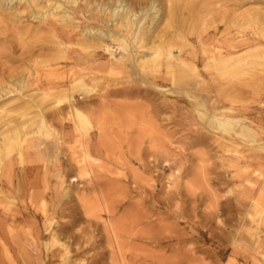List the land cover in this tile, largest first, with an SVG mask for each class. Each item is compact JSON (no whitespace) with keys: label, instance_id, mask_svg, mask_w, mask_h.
Here are the masks:
<instances>
[{"label":"rangeland","instance_id":"obj_1","mask_svg":"<svg viewBox=\"0 0 264 264\" xmlns=\"http://www.w3.org/2000/svg\"><path fill=\"white\" fill-rule=\"evenodd\" d=\"M80 1L79 6L84 7L85 4ZM91 1L99 6H113L115 3V0ZM123 1L136 15L155 2L159 11L156 13L159 19L153 24V33L158 35L156 44L165 47L168 43L174 53L179 50L193 53L198 59L197 69L202 76L199 79L202 86L193 93L207 95L209 102L218 99L217 107L233 106L236 112L250 106L252 97L264 93V0ZM26 6L24 1L16 3L5 16L0 15V106L8 103L11 110L10 113H0L4 118V122L0 119V131L3 129L1 132L7 133L23 117V120L31 119L29 116L37 118L24 134L22 132L19 138L15 137L9 155L1 156L0 174L10 160L24 151L28 138L61 140L63 124H69L74 128L75 140L72 146L60 150L61 153L69 154L73 165L80 170L88 168L96 161L85 155L82 144L91 132L92 137L102 145L107 163L115 168L110 176L121 179L122 184L111 186L107 194H96L95 191L91 194L84 183H90L93 174L81 170L78 177L83 181L81 189L84 192L82 195L75 193V196L80 207L92 209L80 211V225L42 227V231L46 230L44 241L34 239L30 227L20 226L15 231V237L4 236L3 247L7 249L4 262L233 264L225 262L219 243L213 240L229 229L226 218L230 216L235 223L230 228L232 240L246 236L252 238L256 242L253 264H264V175L252 174L246 159L238 161L237 156H243L246 147L217 138L193 110L181 115L182 109L192 106L186 97L176 103L174 96L137 83L134 76L137 72L139 74V69L136 67V71L132 72L130 59L125 64L112 65L111 56L104 52L105 59L96 61L95 57L92 61L88 60L79 46L81 41L77 34L86 28H106L105 21L102 22L99 17L92 20L90 13L78 14L70 5H64L73 19V22H67L66 29L74 35L68 46L79 53L71 54L68 48L57 44L56 33L51 30L59 22L53 17L44 24L32 20L29 15L32 7ZM108 44L117 47L115 43ZM250 49L251 52L246 54ZM117 51L115 54L118 57ZM219 55H224L226 60L240 55L245 60L236 77L232 78L227 69L216 74L213 65L204 67L208 58ZM224 66L228 68L230 62ZM161 70L159 74L164 75V66ZM19 75L26 84L22 93L3 96V88L20 79ZM78 77L96 86L92 94L76 96L80 98L77 102L87 123L77 124L66 103L55 108L51 103L53 100L47 99L40 108L35 106L37 98L33 96L40 83L56 81L67 85ZM157 81L162 87L172 86L170 81ZM128 89H132L133 94L115 92ZM40 118L45 120L51 133L49 138L31 134ZM197 136L202 141H198ZM3 144L0 138V146ZM218 156L225 158L223 160ZM220 164H224V168ZM246 187L249 194L244 196L243 188ZM257 187L262 188L258 195ZM0 198H3L0 208L10 214V205L6 204L1 194ZM112 200L116 202V209H101L105 204L110 205ZM119 200L120 203L117 202ZM101 214H107L109 220L105 222ZM50 232L59 242H49L52 238ZM40 247L44 254L37 252Z\"/></svg>","mask_w":264,"mask_h":264},{"label":"bare ground","instance_id":"obj_2","mask_svg":"<svg viewBox=\"0 0 264 264\" xmlns=\"http://www.w3.org/2000/svg\"><path fill=\"white\" fill-rule=\"evenodd\" d=\"M22 1H24V3L27 4L26 8L32 7L31 11H29V15L32 17V20H38L39 23L44 24L46 22V20H48L50 17H53L57 20V22H59V25L54 26L51 30L53 31V33H56V38L58 39L57 44L59 46H64L65 48H68V50L71 51V54H74V53L79 54V53L73 51L72 48L69 49V46H68L70 41L74 38V35L72 34V32H70L69 30L66 29L68 26L67 22H73V19L70 17L71 15L68 14V10L66 9V7L64 5H70L71 9H75V11H77L76 13H78V14H83L84 12L90 13V17L92 18V20L94 19V17H99L102 20V22L105 21V24L107 25L106 28H102V27H99L97 29L86 28L82 32H78V34H77V37H79V39L81 41V44H79V43H77V44H79L80 48L83 50V52H84L83 54H86V58L88 60L92 61L95 59V57L97 58L96 61H100V60H102V58L105 59L106 56H105L104 52H107L111 56L112 60H110V63L112 65H116L117 63L125 64V62L128 59H130V61H132V64H133L132 69H131L132 72L136 71V67L139 69V74L137 72L136 76H134V80L137 83H143L146 86H150V87H153L154 89L161 91L163 94H170V95L174 96L176 103H178L177 101H179V100L183 101L184 100L183 98L186 97V99L192 104V106L191 107L187 106L186 109H182L181 115L183 114V116H184V115H187L188 112H191L192 110L195 111V113L197 114V117L201 120V122L204 121V123H206L205 125L208 127V129L210 128V130L216 134L217 138L223 139L228 143L230 142V144H232V145L239 146L240 145L239 143H250V144H252V143L256 142V139L258 137V129L255 128L253 121L247 120V118H243L240 115H238L235 108L234 109L232 108L233 106L232 107L219 108L215 105L218 103V99H216V101H214V100L210 101L211 102L210 103L208 98H207V95L204 94L205 95L204 96L203 94H201V96H200V93H196V92L193 93V90H195V91L199 90L202 86V84L199 80L200 77H202V76L200 75V73L198 72V69H197L198 68L197 67L198 59L196 58V56H194L193 53H184V52H180V50H179L178 53L176 54L173 51L174 49H171L170 46L168 45V43H167V46H165V47L163 46V44H161V45L156 44V42L158 41V35L153 33L154 32L153 31L154 30L153 24L159 19V17L156 14L159 11L156 10L155 2L151 3L150 8H147V9L143 10L141 13H139L138 15H136L135 12L133 11V9H131L130 7L126 6L123 3L124 2L123 0H115V3L113 6H105V5L99 6L98 4H95L94 2H92L91 0H81L83 2V4H85L84 7L79 6L78 0H0V15L5 16L6 13L13 8L14 4H16V3L20 4ZM14 12L16 14L17 9ZM10 14H12V12H10ZM151 14H152V16H151ZM166 15H167V13H166ZM147 21L149 22L148 25H146ZM164 21H166V20H164ZM75 24H77V23H75ZM180 27H182V26H180ZM0 33H2V32H0ZM31 40H33V39H31ZM108 42L115 43L117 45V47L116 48L110 47ZM117 50H119V56L118 57L115 54L116 52H118ZM249 51L251 52V49L247 50L246 54H249L248 53ZM83 54H81V56ZM56 56H58V54ZM207 60L208 61L204 64L205 68H209L210 65H213L215 70H216V74L220 73L224 69H227V71L231 72L230 75L232 76V78H234L238 75L240 67L245 63V60L241 59L240 55H233V57L228 59V60L225 59L224 55H219L217 57H211V58H208ZM227 62H230V66L228 68L224 66ZM210 63H212V64H210ZM112 65H110V66H112ZM163 66H164L165 73H164V75H160L159 73H161V71H162L161 69H163ZM246 68H249V67H246ZM15 70H17V69H15ZM110 71H113V70H110ZM27 77H28V75H27ZM19 78H20V75H19ZM158 79L164 80V81H170V83L172 85L171 88H165V87H162L159 84H157ZM24 82L21 80V78L18 80L11 81V85H7L3 88L5 93L2 95L6 97V95H8V94L10 95V94L16 93V92L18 94L19 93L21 94L22 90L26 87V84H24ZM39 86L40 87H38L35 96H33L34 98H37V99H35V102H34L35 104H37L35 106L40 108L42 103L47 99L53 100V101H51V103L54 105V107L60 106L63 103H66L67 106L71 109V113L74 116L75 122L77 124L78 123H82V124L87 123V119L83 115V113L81 112V110H80L81 106L79 105V103L77 101H78V99L80 100V98H78L80 95L87 96V95H90L93 92H95L96 91L95 85L87 84L83 77H78V78L73 79V81L67 85L64 83H61V82L52 81V82H48V83H40ZM115 92L117 94L131 95V94H133L134 91L132 89H128V90H117ZM137 92H138V90H137ZM33 93L30 92V94H33ZM76 96H78V97H76ZM200 97H202V98H200ZM9 103H11V102H9ZM80 103H81V101H80ZM7 104L8 103H5V104L0 106V113L3 114V112H6V111H9V113H10L11 110H9V107ZM157 104L158 103H156V105ZM23 107H26V105H23ZM157 107H159V106H157ZM188 107H190V108H188ZM45 110H47V108ZM15 112H18V111H15ZM13 113H12V115H14ZM40 113H42V112H40ZM40 113H38L37 115H39ZM51 114H52V112H51ZM1 116H0V119L2 118V120H3L4 118ZM35 116H36V114H35ZM25 117H27V116H25ZM29 117H31V119H24L23 120V118H24L23 117L21 119L22 121L17 123L16 126L12 125L13 127L10 128V130H8V132H10L9 134H8V132L2 133L1 131L3 129L0 131L1 132L0 135H4V136L0 137L4 141L3 146H0V163H2L1 162V156L2 155L8 156L9 153L11 152V147L14 143L15 137L19 138L20 133L23 132V134H24L25 130L28 126H30L34 122L36 123L35 120L37 117H34V118H32L33 116H29ZM2 120L0 121L1 125H2ZM3 122H4V120H3ZM9 124H11V123H9ZM46 126L47 125L45 123V120L43 118H40V120H38V123H37L34 131H32L31 134H35V135L43 136V137L45 136L46 138H49L51 133H49V130L47 129ZM5 129H7V128H4V130ZM10 134L14 137V139H12ZM26 135H30V133H28V134L26 133ZM29 139L30 138H28V140ZM37 139L38 138H32L29 141L28 140H26V141L29 142V143L27 142V144H30V147L33 146L32 151L34 153V156H37V158H38L39 155L42 154L41 153L42 150H41V147H39L37 144V141H36ZM197 140L202 141L201 137H199V136H197ZM222 146H224V145L222 144ZM153 150H154V148H153ZM188 154H190V153H188ZM21 155L22 154L20 152V156ZM228 155L230 156V154H228ZM218 157H220V156H218ZM237 157H238L237 158L238 161L240 159L244 160V157L242 155H238ZM134 158H136V157H134ZM166 158L168 159V157H166ZM220 158L223 159L225 157H220ZM195 161H197V160H195ZM11 163L12 162L10 160L9 163H7V166L4 167L3 171L9 170V168H10L9 166L11 165ZM225 163H226V161H225ZM77 165H79V163ZM164 165H166V164H164ZM201 165H202V163H201ZM220 165L223 166V168H224V164L223 165L220 164ZM197 166H198V164H197ZM204 166H209V165H204ZM210 167H212V166H210ZM78 170H80V169H78ZM81 170L86 171L84 168ZM79 173L80 172L78 171L77 174H79ZM249 217H250V215H249ZM57 229L58 228H56V230ZM67 241H69V240H67ZM71 244L73 245V243H71ZM69 246L70 245H68V247ZM59 250H60V248H59ZM77 263L78 262H76V264Z\"/></svg>","mask_w":264,"mask_h":264},{"label":"crops","instance_id":"obj_3","mask_svg":"<svg viewBox=\"0 0 264 264\" xmlns=\"http://www.w3.org/2000/svg\"><path fill=\"white\" fill-rule=\"evenodd\" d=\"M251 101L250 106L237 112L241 117L253 121L255 128L258 129V137L252 144H240H243L247 149L243 151V157L246 159L248 167L252 168V174L261 173L264 175V93L252 97ZM63 130L61 140L56 138L36 140L42 150V154L38 158L34 156L33 146L30 147V144H27L24 151L21 152L22 155L20 156L19 153L11 160L9 170H4L0 174V194L4 196L6 204L10 205V214L0 208V264H6L4 260L7 259L4 256V252L7 251L3 247L4 236L15 237L17 234L15 231H18L17 228L20 226L30 227L32 237L38 241H44L46 230L42 231V227L58 223L60 227L78 226L82 219L80 211L92 209L80 207L78 198L75 196V193L82 195V191L84 192L81 189L83 181L77 174L78 171L81 173V170L73 165L69 154L61 153L63 148L73 145L75 134L73 127L69 124H63ZM82 146L85 155L96 161L85 169L87 174H93L90 176V183L86 181L84 183L89 193L92 194L95 191L96 194H107V190L111 186L122 184L121 179L110 176V174H114L115 168L107 163L102 145L99 140L92 137L91 132ZM243 189L245 190L243 195H248V188ZM261 190V187H257L256 194H260ZM0 200L3 201V198ZM117 202L120 203L121 200ZM116 208V202L113 200L110 205L101 206L102 210L108 211ZM100 216L105 222L109 220L107 214ZM63 220L70 222L63 223ZM226 223L230 226L229 229L221 232L218 238L213 239L219 243L225 262L253 264L256 242L248 236L232 240L233 232L230 228L235 226V223L232 222L230 216L226 218ZM88 224L91 225L90 222ZM51 234L52 238L49 242H59L54 234ZM37 252L44 254L45 251L40 247Z\"/></svg>","mask_w":264,"mask_h":264}]
</instances>
